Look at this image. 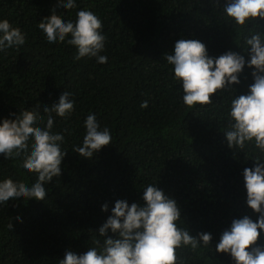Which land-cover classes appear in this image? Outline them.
Here are the masks:
<instances>
[{
  "label": "trees",
  "instance_id": "16d2710c",
  "mask_svg": "<svg viewBox=\"0 0 264 264\" xmlns=\"http://www.w3.org/2000/svg\"><path fill=\"white\" fill-rule=\"evenodd\" d=\"M58 2L0 0V19L27 35L19 49L0 53V117L38 106L43 115V107L64 91L75 101L71 117L54 123L53 131L64 132L68 153L61 175L46 186L45 200L0 205V264H59L68 249L86 251L116 200L137 202L143 187L155 183L177 201L181 226L193 236L212 235L211 246L178 250L184 264H233L215 252V245L233 219L257 218L245 204L241 176L257 153L251 146L245 154L227 146L223 131L232 94H214L206 106H185L165 56L181 38L200 40L212 57L229 50L245 55L243 38L257 25L236 28L211 0H77L79 8L92 10L103 22L101 54L108 62L98 64L94 58L74 61L73 47L50 45L39 31L38 22ZM75 11L63 18L74 19ZM257 23L264 32V21ZM240 81L232 85L235 95L246 94L251 69L244 68ZM145 100L148 107L141 108ZM89 113L111 129L112 143L84 159L73 146L82 141ZM20 165V159L0 155V179L30 186L35 176ZM105 203L108 212L101 211ZM258 243H264V235Z\"/></svg>",
  "mask_w": 264,
  "mask_h": 264
},
{
  "label": "clouds",
  "instance_id": "9594fccd",
  "mask_svg": "<svg viewBox=\"0 0 264 264\" xmlns=\"http://www.w3.org/2000/svg\"><path fill=\"white\" fill-rule=\"evenodd\" d=\"M220 7L227 21L239 29L255 23L257 30L248 28L243 38L245 55L226 51L212 57L206 45L198 39H178L165 56L171 66L172 79L180 85L182 103L189 107L213 104L212 96L231 93L223 131L226 143L233 152L245 151L251 146L256 152L250 160L253 167L241 172L245 204L254 221L244 215L231 221L220 235L215 252L228 255L233 264H264V243H258L264 235V32L257 21H264V0H211ZM75 11V18H63L65 12ZM39 31L50 45L66 44L75 49L74 61L95 59L106 64V37L103 22L88 8H79L77 0H62L51 9V15L37 24ZM27 35L8 19H0V53L19 49L26 43ZM247 57V59L245 58ZM245 67L251 69L253 82L246 94L235 95L234 84H240ZM141 108L148 107L145 100ZM75 110L72 94L64 91L51 106L43 107V115L37 109L19 110L0 117V155L4 159L21 160L26 174L35 176L28 184L11 177L0 179V205L9 201L45 200L46 186L61 175V164L68 153L64 150V132L53 131L57 117L68 119ZM46 114V120L44 116ZM42 125V126H41ZM84 135L80 144L73 146V153L84 159H92L104 146L112 143V132L101 127L95 113H89L83 121ZM140 200L129 204L116 200L111 214L98 228L92 246L82 253L65 251L59 264H184L178 250L190 248L196 252L211 246V233L196 236L181 226V208L177 201L166 195L155 184H147L141 190ZM101 211L108 212L107 203ZM17 221L20 218L17 217ZM11 228V226L9 225Z\"/></svg>",
  "mask_w": 264,
  "mask_h": 264
},
{
  "label": "bare ground",
  "instance_id": "6f19581e",
  "mask_svg": "<svg viewBox=\"0 0 264 264\" xmlns=\"http://www.w3.org/2000/svg\"><path fill=\"white\" fill-rule=\"evenodd\" d=\"M19 58V57H18ZM15 66V65H14Z\"/></svg>",
  "mask_w": 264,
  "mask_h": 264
}]
</instances>
